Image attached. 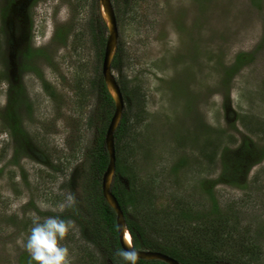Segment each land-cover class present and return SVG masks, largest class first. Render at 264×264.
<instances>
[{
  "label": "rangeland",
  "instance_id": "obj_1",
  "mask_svg": "<svg viewBox=\"0 0 264 264\" xmlns=\"http://www.w3.org/2000/svg\"><path fill=\"white\" fill-rule=\"evenodd\" d=\"M111 4L119 58L111 71L125 116L117 181L131 217L166 247L210 248L221 259L251 247L246 264H264V0ZM98 7L0 0V114L13 94L29 144L16 152L0 116V264H29L22 242L33 217L49 216L72 221L61 242L71 264L125 262L112 241L84 231L88 153L108 122Z\"/></svg>",
  "mask_w": 264,
  "mask_h": 264
},
{
  "label": "trees",
  "instance_id": "obj_2",
  "mask_svg": "<svg viewBox=\"0 0 264 264\" xmlns=\"http://www.w3.org/2000/svg\"><path fill=\"white\" fill-rule=\"evenodd\" d=\"M97 28H98L97 34H98L99 42L102 44L106 40L103 35L106 27L105 25L101 24ZM103 52H104V47L101 48L102 57H103ZM118 59H119L118 52H115L114 57L111 61L112 68H117ZM237 63L238 64L240 63L239 59L236 62V64ZM13 90L14 88H12L10 91ZM120 90L122 92L123 87H121ZM123 94L124 93L122 92V95ZM98 96L101 102V107L104 108L103 111H106V117H108V122L105 126V121H103L102 126H100V129H98L96 146H94L92 150L88 153L90 157V164L92 165V168L94 169L95 172H94V179L92 175L91 181H88V185H89L88 196L86 198V201L84 202L86 206V210L87 208H89L90 211L89 216H87V219H85V223L89 230L84 229V231H85V236L91 238V240L93 241H97L103 244L104 246L109 247V243L110 241H112L115 248L120 253L122 252V249L120 248L117 232H116L115 213L108 206L101 193V177L108 163V155L104 145V135L113 113V111L111 113V108L113 107L114 109L113 100L109 92L107 91L105 83L101 77L98 78ZM12 101H13V94H10L9 99L7 100V105H5L4 111L0 114V116L8 125L9 133L12 136L14 142H16V146H17L16 152H18L19 150L24 149L25 145H29V144H26V142L28 141L26 135L22 131L19 124V120L16 118L14 111H12L11 109L12 106H9L12 105L11 104ZM121 118L122 119H120L119 125L114 133V139L116 141L115 142L116 165H115V174L111 183V191L115 195L124 213L126 227L132 239V246L136 249L154 250V251L158 250L160 252L161 251L165 252L166 254L170 253L171 255L170 254L169 255L171 257L173 256L177 257V260L181 264H228L226 262L228 261L230 262V260L232 259H234L235 261H241L243 264L253 261L254 259L250 256L252 255L250 252V250H252L251 247L244 249L243 251L239 252L236 255L231 253H228L230 255L223 254L224 259H221L219 254L216 251L212 252L210 248L208 250L202 249L201 251L196 249L195 252L189 250L187 253H184L179 249L166 247L165 245L157 243L156 241L152 240L150 237H148L145 234V231H143V228L138 223V220H136L134 217H131L128 211V206L131 205L132 201L127 198L128 195H127L126 187L124 185H120L119 182L117 181L118 177L121 174H123L121 161L118 159L117 156L118 153L117 143L121 135L122 125H124L125 122L124 114ZM263 155L264 152L261 156ZM241 244L242 243H239V245ZM21 263H23V261H21ZM123 263L126 264V262ZM136 264H166V263L158 260L136 259Z\"/></svg>",
  "mask_w": 264,
  "mask_h": 264
},
{
  "label": "water",
  "instance_id": "obj_3",
  "mask_svg": "<svg viewBox=\"0 0 264 264\" xmlns=\"http://www.w3.org/2000/svg\"><path fill=\"white\" fill-rule=\"evenodd\" d=\"M98 3L99 6H102L105 9L108 16V22L106 23L104 21L107 30V37L105 40L104 52L101 62V76L103 78L107 91L108 86H110L113 91V94H109L114 104L113 113L104 135V145L108 155V163L101 177V193L108 206L115 213L116 232L118 242L122 251L134 250L137 253L136 259L158 260L166 264H181L177 259L165 253L154 250L136 249L132 246V239L126 227L124 213L115 195L111 191V183L115 174L116 165L114 133L122 117L124 109V100L120 87L111 71V61L116 52V43L118 38V29L115 13L111 4V0H98ZM125 232H127L130 237L129 241L127 242L125 241Z\"/></svg>",
  "mask_w": 264,
  "mask_h": 264
},
{
  "label": "clouds",
  "instance_id": "obj_4",
  "mask_svg": "<svg viewBox=\"0 0 264 264\" xmlns=\"http://www.w3.org/2000/svg\"><path fill=\"white\" fill-rule=\"evenodd\" d=\"M68 200L71 202L72 197ZM31 223L29 233L22 242L29 254V264H71L69 249L61 242L72 227V221L49 216L43 219L33 217ZM119 255L126 264H136L137 253L134 250L122 251Z\"/></svg>",
  "mask_w": 264,
  "mask_h": 264
},
{
  "label": "bare ground",
  "instance_id": "obj_5",
  "mask_svg": "<svg viewBox=\"0 0 264 264\" xmlns=\"http://www.w3.org/2000/svg\"><path fill=\"white\" fill-rule=\"evenodd\" d=\"M98 13L100 15V18L103 20V22L105 21L107 23L108 22V16H107L105 9L102 6L98 7ZM108 91H109V93L113 94V91H112L110 86H108ZM124 236H125V241L126 242L129 241L130 237H129L127 232H125Z\"/></svg>",
  "mask_w": 264,
  "mask_h": 264
}]
</instances>
